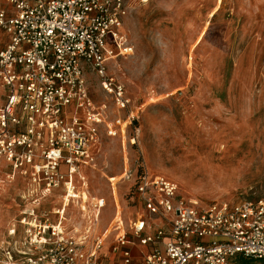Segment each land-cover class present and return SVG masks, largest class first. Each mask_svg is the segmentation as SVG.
Segmentation results:
<instances>
[{"label": "built area", "instance_id": "obj_1", "mask_svg": "<svg viewBox=\"0 0 264 264\" xmlns=\"http://www.w3.org/2000/svg\"><path fill=\"white\" fill-rule=\"evenodd\" d=\"M129 10L128 0L0 3V89L6 91L0 174L29 177V196L63 193L61 209L38 213L35 204L9 222L0 264H136V258L137 264H231L239 257L264 263V199L200 205L181 196L176 182L140 165L122 178L134 182L149 217L140 214L128 229L116 221L104 252L111 233L97 226L105 200L91 197L83 170L95 160L100 127L110 137L124 129L106 105H95L87 76L95 73L115 109L128 112L131 99L108 64L134 53L123 34ZM71 205L81 207V224L66 218Z\"/></svg>", "mask_w": 264, "mask_h": 264}, {"label": "rangeland", "instance_id": "obj_2", "mask_svg": "<svg viewBox=\"0 0 264 264\" xmlns=\"http://www.w3.org/2000/svg\"><path fill=\"white\" fill-rule=\"evenodd\" d=\"M128 7L123 34L134 53L108 64L131 99L128 112L115 109L95 73L87 76L95 105H106L124 129L110 137L101 126L95 160L83 170L91 197L105 200L98 232L111 225L112 232L118 215L125 229L140 214L149 217L134 182L122 178L138 165L200 205L264 199V0H128ZM5 97L0 89V106ZM31 188L29 177L0 174V247L23 211L61 209L62 191L41 198L29 196ZM65 216L82 222L81 207L69 206Z\"/></svg>", "mask_w": 264, "mask_h": 264}, {"label": "crops", "instance_id": "obj_3", "mask_svg": "<svg viewBox=\"0 0 264 264\" xmlns=\"http://www.w3.org/2000/svg\"><path fill=\"white\" fill-rule=\"evenodd\" d=\"M154 221H155L156 223H159V220H157V219L154 220ZM111 226H112V225H111ZM111 226H110V227H111ZM110 227L108 228L107 233L110 232ZM134 253L137 255V252H136L135 250H134ZM111 258H112V260H113L114 262L117 261V257H113V256H112ZM135 262H136V264L139 263V262H140V259H139V258H136V259H135ZM110 264H111V263H110Z\"/></svg>", "mask_w": 264, "mask_h": 264}, {"label": "trees", "instance_id": "obj_4", "mask_svg": "<svg viewBox=\"0 0 264 264\" xmlns=\"http://www.w3.org/2000/svg\"><path fill=\"white\" fill-rule=\"evenodd\" d=\"M238 260L241 262V264H251V261H253L252 259H247L243 257H239Z\"/></svg>", "mask_w": 264, "mask_h": 264}, {"label": "bare ground", "instance_id": "obj_5", "mask_svg": "<svg viewBox=\"0 0 264 264\" xmlns=\"http://www.w3.org/2000/svg\"><path fill=\"white\" fill-rule=\"evenodd\" d=\"M83 196H84V198H85V195L83 194ZM119 211V210H118ZM120 213V212H119ZM117 221L118 220H120V217H119V215H118V217H117V219H116ZM116 220H114V221H116Z\"/></svg>", "mask_w": 264, "mask_h": 264}]
</instances>
